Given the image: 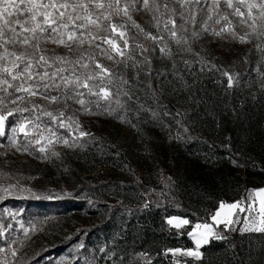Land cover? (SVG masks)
<instances>
[{"label":"rangeland","instance_id":"obj_1","mask_svg":"<svg viewBox=\"0 0 264 264\" xmlns=\"http://www.w3.org/2000/svg\"><path fill=\"white\" fill-rule=\"evenodd\" d=\"M125 3L130 5L129 15L121 16L139 31L143 30V34H149L147 39L155 63L153 76L152 59L147 56L145 45L129 35L123 19L117 21L120 15L109 16L105 12L101 24L111 21L123 27H117L115 32L101 28L96 35V28L90 25L88 34L83 37L77 34V39L85 40L82 45L73 43L68 48L42 41L40 48L46 49L48 56L66 57L67 61L84 53L80 63L63 64L66 69L74 68L77 75L94 70L92 61L118 74L120 78L111 79L107 85L110 91L107 100L100 98L97 106L89 103L97 101L95 95L70 97L50 87L46 92L41 88L35 95L17 92L19 99L15 103L0 104V115L5 117L0 134V264H28L42 254L50 256L46 259L49 264H144L136 252L141 250V244L133 242V238L147 232L150 209L162 211L165 230L159 234L162 240L155 248L161 254L150 255L148 264H223L224 261L215 262L211 258L204 262L202 248L213 240L226 242V230L239 234L241 243H248L253 251L264 242V232L244 227L246 219L250 224L257 217L258 208L250 213L238 210L222 213L232 221L227 225L213 221L221 202H239L247 207L249 194L264 189V185L234 187L229 196L232 199H223L225 192L221 194L219 189L222 177L230 168L239 175L245 165L228 158L219 159L199 144L190 150L188 146L195 143V138L182 114L191 94L196 97L197 106L203 104L205 72L218 77V86L228 83L227 90L239 75L243 79L241 86L235 82L238 92L252 95V99L258 93L264 94V22L258 21L253 31L245 24L238 25V17L229 16L232 27L217 35L211 29L219 32L225 21L220 24L208 21L210 29L202 30L197 15L195 25L184 24L187 31L178 32L173 38L162 24L157 27L154 16L158 12L144 9L138 0H121L122 5ZM220 11L232 10L221 0ZM174 19L179 29L184 21L179 16ZM121 31L125 33L123 37L118 34ZM233 31L237 37L245 36L244 41L234 38ZM181 35L186 42L177 43ZM104 36L114 40L123 56L101 39ZM151 36L157 39L154 41ZM28 51L33 49L29 47ZM89 53L91 61L87 59ZM84 63L88 65L86 69L80 67ZM48 70L55 71V66ZM201 77L199 82L197 79ZM102 78L108 80V75ZM151 78L161 94L165 93L182 110L172 111L154 96L148 87ZM94 82L88 81L90 85ZM80 91L87 93L85 88ZM77 99H84L85 104L77 103ZM46 112L53 117L50 119ZM42 123L48 124L52 143H48L49 132H43L41 144L34 143L36 125ZM21 124L29 133L27 137L20 130ZM82 132L87 134L81 135ZM65 139L67 144L63 143ZM24 145H28L26 149ZM42 145L44 152L39 151ZM109 149L119 154L113 155ZM177 199H187L203 221L192 223L180 214L166 217L173 212ZM255 199L258 202L259 198ZM170 219L174 222L185 219L188 223L176 227L168 222ZM196 224L212 225V233L196 231ZM193 232L201 241L199 245ZM183 234L193 243L192 248L184 247L187 242ZM13 251L16 257L12 256ZM188 252H199L200 256ZM225 253L215 255L224 258Z\"/></svg>","mask_w":264,"mask_h":264},{"label":"snow or ice","instance_id":"obj_2","mask_svg":"<svg viewBox=\"0 0 264 264\" xmlns=\"http://www.w3.org/2000/svg\"><path fill=\"white\" fill-rule=\"evenodd\" d=\"M221 0H152V7L149 8L150 0H138L139 6L144 9L158 12L154 19L157 22V27L161 24L168 34L176 38L178 32H186L187 28L184 24L195 25L197 23V15H199L202 30H209L210 26L208 21L213 24H220L221 20L225 23L221 26L219 32L214 34H222L227 29L232 27V21L229 16L238 17L237 24H245L255 31L258 21L264 22V0H224L228 9L232 11H220ZM179 5V8L176 7ZM130 5L125 3L121 4V0H0V104L15 103L19 97L15 95L17 92H25L29 95H35L41 88L46 92L48 88H55L62 90L67 96L82 97L84 95H95L97 101H89L95 103L97 106L100 98L108 99L110 91L107 85L113 78H120L118 74L112 73L107 67L100 65L96 61H92L93 69L76 74L75 69H66L63 64L67 61L66 57L48 56L45 53L46 49L40 48L42 41H51L65 45L68 48L73 46V43L82 45L85 43L83 38L77 39V34L81 37L90 32V25L96 28V35H99L101 28L107 32L109 30L115 32L117 27H123V24L115 25L109 21L108 24H101L100 21L104 17L105 12L111 15H129ZM253 9H256L255 14ZM215 15V19L213 16ZM95 16V19L92 17ZM179 16L184 23L177 29L175 26L174 17ZM247 17V19H245ZM131 18V17H129ZM79 22V23H77ZM171 25V27H169ZM121 37L125 35L124 32L118 33ZM198 33L193 32V35ZM234 38L244 41L245 36H238L233 31L231 33ZM149 36L148 33H145ZM247 35V34H245ZM95 36H93V39ZM154 41L157 39L151 36ZM104 42L109 44L112 48L116 49L118 54L123 56V51L120 50L115 44L113 39L107 36L101 37ZM159 39H163L161 36ZM177 43L186 42L184 36H180ZM127 46V41H125ZM33 49L32 52L28 48ZM99 47V45H97ZM161 51H165L161 48ZM109 59L112 56L108 53ZM84 58V53L77 54L76 58L72 61H67L71 64L80 63ZM130 58V57H129ZM89 61L92 60V54L87 56ZM55 66V71L50 72L48 69ZM81 68H87V63L80 64ZM98 69V71L96 70ZM65 71H69L70 75H62ZM104 74L108 75V80L103 79ZM59 75V79L56 77ZM31 81V83H29ZM88 81H95L91 85ZM231 81V76H229ZM231 86V85H229ZM87 89V93L81 92L80 89ZM12 89V92H9ZM101 93L103 96L101 97ZM117 90V95H119ZM127 95V93H124ZM55 100L56 97H50ZM77 103L84 105V99H77ZM119 106V101H116ZM9 115L12 113L9 112ZM50 119L53 117L51 112L45 113ZM62 115V113L60 114ZM58 118V117H57ZM71 119V117H69ZM5 117L0 115V134L3 133ZM37 133L34 143L41 144V136L43 132H49L48 143H52V133L49 130L47 123L37 124ZM21 132L25 137L29 135L25 131V125L21 124ZM87 133H81L86 135ZM65 139L63 143L67 144ZM33 141H28V144ZM28 145L23 147L26 149ZM19 150V149H18ZM39 151L44 152L45 147L42 145ZM55 154V153H54ZM255 198H259L258 202ZM253 208H258L257 217L259 223L257 224V217H253L249 224L247 219L245 221V229L264 232V189L255 190L254 193L249 194L247 207L239 202L225 204L221 202L219 209L212 217L216 223H225L226 225L232 221L227 219V216L222 213L231 214L233 210H238L241 213L251 212ZM170 224L175 223L176 227L187 224L185 219H176L175 222L170 219ZM195 230L203 229L206 233H212V225L210 224H196ZM2 234V233H0ZM194 239H197L196 232L191 233ZM197 239V244H200ZM188 255H194L199 258V252H188ZM12 256L16 257L17 253L12 252Z\"/></svg>","mask_w":264,"mask_h":264},{"label":"trees","instance_id":"obj_3","mask_svg":"<svg viewBox=\"0 0 264 264\" xmlns=\"http://www.w3.org/2000/svg\"><path fill=\"white\" fill-rule=\"evenodd\" d=\"M122 19L126 23L129 35L133 36L137 43L145 45L146 54L152 59L150 60L152 61L150 68L152 75L155 70V63L147 36L143 34V30L136 29L129 20L124 19L121 15L117 21ZM251 71L249 69L248 74H251ZM205 73L203 81V77L197 79L199 82L202 81L204 85V95L201 97L203 104L201 106H197V99L191 94L192 99H189L184 108L181 107L176 102L169 100L165 93L161 94L152 78L148 82V87L154 96L170 110L180 111L181 108L184 109L183 118L188 123V127L195 138V143L188 146L190 150L199 144L214 153L219 159L228 158L231 162L245 165L239 175L235 174V169L230 168L228 174L222 177V183L219 185L220 193L225 192L223 199L231 200L232 198L229 196L234 187L242 186L248 189L264 185V94L258 93L255 99H252V95L238 92L237 86H241L242 81L240 80L243 79L239 75L235 76L232 88L227 90L226 84L228 85V83L224 82L218 86L216 84L218 77L214 78L212 73ZM109 152L113 155L119 154L112 149H109ZM118 156L124 158V155ZM173 209V212L168 213L166 217L180 214L189 218L192 223L203 221V216L198 210L191 207L187 199H177ZM149 213L147 232L138 234L139 236L133 238V242L138 245L141 244V250H136V252L139 253L144 264H148L150 255L161 254L160 249L155 248L162 240L159 234L165 230V216H163L162 211L150 209ZM224 228L225 226L222 227V230ZM175 235L178 238L179 235L177 233ZM225 236L228 239L226 242L220 243L213 240L208 246L202 248L204 262L211 258L215 262L224 261L223 264H264V242H261L258 248L253 251L248 247V243H241L239 234H232L226 230ZM182 238L187 242L184 247H193V243L187 235L183 234ZM168 245L171 246L172 244L169 243ZM224 251L226 252L224 258L216 257V253H223ZM48 257L50 256L42 254L28 264H49L50 262L46 260Z\"/></svg>","mask_w":264,"mask_h":264}]
</instances>
